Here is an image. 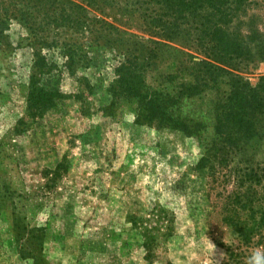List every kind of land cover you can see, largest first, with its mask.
<instances>
[{"label":"rangeland","instance_id":"374dc122","mask_svg":"<svg viewBox=\"0 0 264 264\" xmlns=\"http://www.w3.org/2000/svg\"><path fill=\"white\" fill-rule=\"evenodd\" d=\"M158 6L56 0L51 9L26 7L27 21L10 20L0 39V264H207L208 239L216 246L213 264H246L251 250L264 248V227L246 246L226 222L233 212L248 218L263 194L264 181L241 185L238 176L264 174V128L231 162L200 175L193 167L204 153L201 140L137 121L136 101L116 81V66L160 40L144 20ZM251 22L264 34V0L234 25L245 33ZM160 41L167 45L144 78L172 91L164 76L175 71V59L202 54L183 39ZM36 54L46 63L35 65ZM241 74L257 82L264 62ZM31 75L54 94L39 109L28 104ZM216 91L181 107L204 121L207 137ZM245 190L252 203L235 202L232 192Z\"/></svg>","mask_w":264,"mask_h":264},{"label":"trees","instance_id":"16d2710c","mask_svg":"<svg viewBox=\"0 0 264 264\" xmlns=\"http://www.w3.org/2000/svg\"><path fill=\"white\" fill-rule=\"evenodd\" d=\"M153 1L159 5L158 8L152 10L148 17L144 16L152 35L160 40L183 39L187 48L196 49L202 57L188 52L184 59H175V71L164 76L165 81L174 83L172 91L167 86L153 87L146 83L144 73L160 57L161 46L167 44L160 40H149L151 46L146 49L147 55L131 54V59L116 66V81L125 85L136 101L137 121L157 123L189 136H197L204 145V153L193 169L200 175H213L215 162H231L235 155L242 152L247 140L263 135L264 75L252 83L241 73L256 60L264 62V34L254 26V22L245 33L240 26L234 25L254 0ZM43 2L48 3V9H51L56 0H0V39L13 17L27 21L30 13L25 8H34ZM61 17L65 18L63 15ZM26 25L30 30L34 28L32 23ZM66 54L72 59L71 51L67 50ZM36 58L35 65L46 63L43 56L36 54ZM70 58L65 62L66 66L72 64ZM221 84L226 88L219 92ZM206 90H217L208 108L212 119V131L208 137L203 135L206 127L204 121L194 119L181 110L187 100ZM53 95L37 85L34 75L30 76V108H41L49 100L53 101ZM238 178L242 185L245 179L264 181V174L260 176L251 170L243 172ZM262 189V196H255L257 208L250 206L248 218L241 219L237 212L226 216V222L246 246L253 244L256 235L263 234L264 182ZM232 193L234 201H242V205L253 201L246 190L244 193Z\"/></svg>","mask_w":264,"mask_h":264},{"label":"clouds","instance_id":"9594fccd","mask_svg":"<svg viewBox=\"0 0 264 264\" xmlns=\"http://www.w3.org/2000/svg\"><path fill=\"white\" fill-rule=\"evenodd\" d=\"M215 245L210 241L206 242L207 264H213ZM246 264H264V248H255L250 251L246 258Z\"/></svg>","mask_w":264,"mask_h":264}]
</instances>
